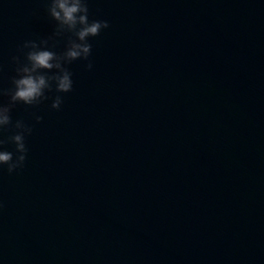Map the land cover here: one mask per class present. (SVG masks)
<instances>
[{
	"label": "water",
	"instance_id": "1",
	"mask_svg": "<svg viewBox=\"0 0 264 264\" xmlns=\"http://www.w3.org/2000/svg\"><path fill=\"white\" fill-rule=\"evenodd\" d=\"M0 264H264V0H0Z\"/></svg>",
	"mask_w": 264,
	"mask_h": 264
}]
</instances>
